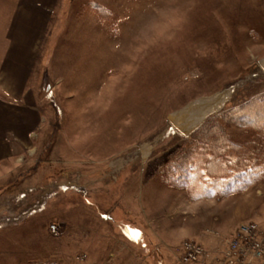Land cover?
Returning <instances> with one entry per match:
<instances>
[{"label": "rangeland", "instance_id": "374dc122", "mask_svg": "<svg viewBox=\"0 0 264 264\" xmlns=\"http://www.w3.org/2000/svg\"><path fill=\"white\" fill-rule=\"evenodd\" d=\"M27 66L22 120L0 128L14 155L0 159V264H181L187 241L220 264L241 224L264 221V177L200 198L163 179L216 114L185 132L188 104L234 84L217 113L264 97L249 95L264 82V0H58Z\"/></svg>", "mask_w": 264, "mask_h": 264}, {"label": "trees", "instance_id": "16d2710c", "mask_svg": "<svg viewBox=\"0 0 264 264\" xmlns=\"http://www.w3.org/2000/svg\"><path fill=\"white\" fill-rule=\"evenodd\" d=\"M258 86L264 88V82L253 83L249 95L256 93L253 91L258 90ZM255 100L260 101L256 109L247 110L249 103L245 102V106L235 105L209 116L182 143V150H188L184 154L188 156L187 161L183 160L184 155L179 156L178 161L174 159L163 179L200 198L238 192L263 178L264 97ZM233 126L243 129V137L233 138L227 132L226 129ZM172 169L177 172L173 173Z\"/></svg>", "mask_w": 264, "mask_h": 264}, {"label": "crops", "instance_id": "0c3cea01", "mask_svg": "<svg viewBox=\"0 0 264 264\" xmlns=\"http://www.w3.org/2000/svg\"><path fill=\"white\" fill-rule=\"evenodd\" d=\"M0 4V32H2L0 47H4L0 56V128L2 129L7 126L10 114L18 121L22 120L19 109L24 111L25 96L31 94L33 88L30 85L27 65L33 62L38 48L48 36L50 24L57 22L58 0H0ZM3 120H6V124L2 122ZM19 142L22 141L18 140ZM13 156L3 154L0 155V159ZM72 235H75L74 231ZM134 241L136 244L137 241ZM88 253L89 258L94 259L97 256ZM122 254H118L119 263ZM115 256L113 254V258ZM133 261L134 258L129 260V263Z\"/></svg>", "mask_w": 264, "mask_h": 264}, {"label": "built area", "instance_id": "2783aa9c", "mask_svg": "<svg viewBox=\"0 0 264 264\" xmlns=\"http://www.w3.org/2000/svg\"><path fill=\"white\" fill-rule=\"evenodd\" d=\"M52 230L55 226L51 227ZM204 250L197 242L183 244L181 264H205ZM220 264H264V221H250L239 226L232 238L226 239ZM215 261V262H218Z\"/></svg>", "mask_w": 264, "mask_h": 264}, {"label": "bare ground", "instance_id": "6f19581e", "mask_svg": "<svg viewBox=\"0 0 264 264\" xmlns=\"http://www.w3.org/2000/svg\"><path fill=\"white\" fill-rule=\"evenodd\" d=\"M220 96L212 98L211 102L203 98V99H199L197 102L194 103L195 105H198L199 107L192 110L194 113V116H193V119L190 120V123L188 124L189 127L187 126L186 128L183 126L185 129V132H187V130H189L196 124H198L204 118V116H206L210 112V110L215 108L214 106H216V102L221 99ZM194 104L191 107H193Z\"/></svg>", "mask_w": 264, "mask_h": 264}, {"label": "water", "instance_id": "95a60500", "mask_svg": "<svg viewBox=\"0 0 264 264\" xmlns=\"http://www.w3.org/2000/svg\"><path fill=\"white\" fill-rule=\"evenodd\" d=\"M235 84L234 85H231L211 96H208L206 97L205 99H207L209 102L212 101V98H215V97H221L220 100H218L216 102V106H214L215 108H213L212 110H210V112L207 114V115H210V114H214V113H217L218 111H220L222 109V107L224 106L225 102L228 100L229 96L231 95V92H232V89L234 88ZM200 99H203V98H200ZM199 100V99H198ZM198 100H195L194 102H191L190 104H188L185 108H190L195 102H197ZM185 108L183 110H180L178 111L177 113L181 112V111H184Z\"/></svg>", "mask_w": 264, "mask_h": 264}]
</instances>
